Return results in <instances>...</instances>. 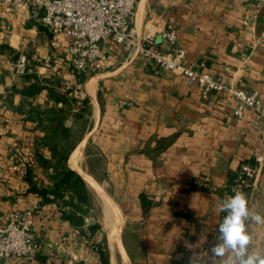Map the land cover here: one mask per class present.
I'll return each instance as SVG.
<instances>
[{"label":"crops","instance_id":"0c3cea01","mask_svg":"<svg viewBox=\"0 0 264 264\" xmlns=\"http://www.w3.org/2000/svg\"><path fill=\"white\" fill-rule=\"evenodd\" d=\"M249 11H257V0H137L134 37L149 34L160 42L173 22L191 61L248 93L259 90L264 101V7L245 31ZM69 44L67 35L32 21L28 8L0 10V212L39 203L32 228L38 256L29 264H101L100 227L89 229L90 212L89 222L78 226L63 216L58 201L43 202L31 190L54 185L53 167L38 160L53 155L44 144L52 108L67 115L73 141L68 166L89 188L76 165L95 180L108 219L122 215L121 264H190L191 258L192 264H226L230 253L216 257L209 251L226 215L216 206L241 163L264 157V118L250 108L235 116L236 103L226 92L204 98L185 75L111 39L100 43L99 67L76 70ZM21 53L29 58L25 75L14 72ZM47 55L54 56L51 68L42 65ZM52 90L68 101L56 100ZM81 144L82 158L74 166L72 154ZM248 206L264 216V162ZM247 228L250 250L259 251L264 224Z\"/></svg>","mask_w":264,"mask_h":264},{"label":"built area","instance_id":"2783aa9c","mask_svg":"<svg viewBox=\"0 0 264 264\" xmlns=\"http://www.w3.org/2000/svg\"><path fill=\"white\" fill-rule=\"evenodd\" d=\"M4 5L18 10L29 9L30 18L53 34H65L70 39V65L84 71L93 65L99 67L100 43L111 39L119 44L135 46L139 54L157 63L160 67L185 75L190 82L199 86L204 98L213 91L226 92L234 99L233 114L242 118L247 108L253 109L264 118V101L259 90L248 93L239 87L225 83L204 70V63L193 62L187 51L178 45L179 31L173 22H168L162 31L161 41L147 34L141 40L134 37V14L137 0H0ZM264 7V0H257V11L247 12L243 29L253 28L257 12ZM264 42V33L259 37ZM54 56L47 55L42 65L53 66ZM29 58L21 53L15 62L14 72L25 75ZM264 138V134H263ZM264 162L262 154L254 161L242 162L236 176L225 185V198L241 191L248 200V192L257 178ZM39 213V203L32 209H15L0 212V259L16 260L17 264H29L38 256V245L32 228ZM86 224L89 218H86Z\"/></svg>","mask_w":264,"mask_h":264},{"label":"trees","instance_id":"16d2710c","mask_svg":"<svg viewBox=\"0 0 264 264\" xmlns=\"http://www.w3.org/2000/svg\"><path fill=\"white\" fill-rule=\"evenodd\" d=\"M51 96L56 100L68 101L65 95H59L56 91H51ZM51 124L45 136L44 144L51 149L53 155L48 158L42 154L39 155V162L44 167H53L54 185L52 187H41L33 185L31 190L37 192L43 202L56 200L59 202L63 216L78 226L86 225L85 216L91 208V198L89 187L84 178L67 164L69 153L72 149V140L69 139V129L65 126L67 117L64 109L52 108ZM63 138H66L63 141ZM89 229L96 231L100 225L98 223H89ZM101 253V264H110V259L105 253L101 244H98Z\"/></svg>","mask_w":264,"mask_h":264},{"label":"clouds","instance_id":"9594fccd","mask_svg":"<svg viewBox=\"0 0 264 264\" xmlns=\"http://www.w3.org/2000/svg\"><path fill=\"white\" fill-rule=\"evenodd\" d=\"M216 208L226 215L219 223L215 243L209 249L212 255L224 257L230 253L226 264H264V247L259 251L250 250L252 237L247 228L251 222L264 224V216L251 210L245 194L236 190L233 195L218 201Z\"/></svg>","mask_w":264,"mask_h":264},{"label":"rangeland","instance_id":"374dc122","mask_svg":"<svg viewBox=\"0 0 264 264\" xmlns=\"http://www.w3.org/2000/svg\"><path fill=\"white\" fill-rule=\"evenodd\" d=\"M89 191H90V198H91V208L89 210L90 213L88 214V216L94 219L96 223L100 225L102 247L105 253L108 255L109 259L112 257V259L115 260V258H113L112 256V251L110 249L111 246H110V240H109V233L111 229H114L115 235L119 237V244H121L120 246L121 248L119 249L117 248L118 251L116 253L118 254L122 250V242L120 239V233L122 230V223H123L122 215L120 213L121 220L120 218L114 221L108 219L107 215H110L109 208H107L106 210L105 204L102 203V200L100 199L99 195L93 188L90 187ZM113 206L115 207L114 214L119 216L117 212V209H118L117 206L116 205H113ZM117 262H118L117 264H121V256L119 254L117 255Z\"/></svg>","mask_w":264,"mask_h":264},{"label":"bare ground","instance_id":"6f19581e","mask_svg":"<svg viewBox=\"0 0 264 264\" xmlns=\"http://www.w3.org/2000/svg\"><path fill=\"white\" fill-rule=\"evenodd\" d=\"M82 153H83V144H81L79 147H77V149L74 151V153L72 154V158H71V164L75 166V162H80L81 158H82ZM77 168H79L81 171V173L84 175L85 179L95 188V190L98 192V195L100 197H102V201L105 204V208L107 210V204H106V200L104 198V195L102 194L101 190L99 189L97 183L95 182V180L88 174L86 173L84 170H82V168L80 167V164L76 165ZM92 187V188H93ZM109 240H110V249L112 251V256L113 258H115L114 261L117 260V248H121V244H119V237L117 235H115L114 233V229H111L110 233H109ZM127 260V259H126Z\"/></svg>","mask_w":264,"mask_h":264},{"label":"water","instance_id":"95a60500","mask_svg":"<svg viewBox=\"0 0 264 264\" xmlns=\"http://www.w3.org/2000/svg\"><path fill=\"white\" fill-rule=\"evenodd\" d=\"M93 222H94V220L91 221V223H93Z\"/></svg>","mask_w":264,"mask_h":264}]
</instances>
